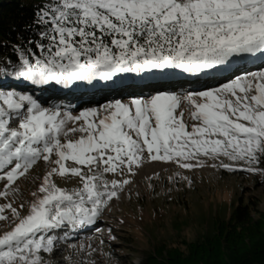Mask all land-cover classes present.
<instances>
[{"label": "snow or ice", "instance_id": "obj_1", "mask_svg": "<svg viewBox=\"0 0 264 264\" xmlns=\"http://www.w3.org/2000/svg\"><path fill=\"white\" fill-rule=\"evenodd\" d=\"M35 23L36 38L14 46L17 59L5 61L0 74L11 65L17 79L37 87L173 70L199 77L264 57V0H48ZM151 162L264 177V70L206 90L114 99L78 114L0 90V198L7 201L0 227L9 229L0 232V264H53L45 254L76 249L69 241L86 228L99 231L105 211ZM41 163L45 172L32 178L39 183L27 208L14 206L18 182ZM56 177L80 185L62 188ZM167 179L193 184L180 171Z\"/></svg>", "mask_w": 264, "mask_h": 264}, {"label": "rangeland", "instance_id": "obj_2", "mask_svg": "<svg viewBox=\"0 0 264 264\" xmlns=\"http://www.w3.org/2000/svg\"><path fill=\"white\" fill-rule=\"evenodd\" d=\"M263 66L264 57L247 56L227 71L221 69L211 75L199 77L183 74L179 70H173L166 75L159 72L139 75L126 73L109 82L95 81L91 85L78 82L71 89H64L59 85L37 87L31 84L30 87L23 88L12 83L7 85V89L4 86L1 90H30L45 107L53 106L59 97L63 101V107L69 105L79 111L96 107L94 105L97 104L102 105L103 100L121 99L126 102L143 95L147 97L158 90L177 92L181 90L178 88L189 87L194 91L206 90L227 83L236 75L262 71ZM165 164L169 167L150 173H139L134 178L133 184L126 188L121 199L114 201L105 211L98 224L99 231L91 227L80 231L69 241V244L77 245L76 249L62 245L58 254L52 257L45 254V259H51L53 264H141L148 255H160L165 251L164 242L175 246L184 241L213 236L216 233V222L229 220L241 198L245 203L250 198L257 199L253 216L262 218L264 215V182H258L256 174L224 173L210 167L183 170L174 164ZM177 171L193 181L191 187L187 181L176 184L168 181L167 178ZM44 172L45 166L41 163L28 180L18 182L21 190L13 198L14 206L24 203L27 208L31 200L30 193L39 183L38 179L34 183L32 178L42 176ZM156 173H159L160 179H148ZM56 183L68 189L80 185L77 180L70 182V187H66L67 181ZM129 192L130 196L127 194ZM6 202L0 198V204ZM3 223L0 222V225ZM6 230L9 229L0 227V232ZM112 236L115 239H111ZM153 244L156 245L157 252L154 251ZM80 245L88 246L87 252L80 250Z\"/></svg>", "mask_w": 264, "mask_h": 264}, {"label": "trees", "instance_id": "obj_3", "mask_svg": "<svg viewBox=\"0 0 264 264\" xmlns=\"http://www.w3.org/2000/svg\"><path fill=\"white\" fill-rule=\"evenodd\" d=\"M47 2L48 0H0V66L9 59H17L12 53L14 46H28L27 41L30 38H36L39 30L35 23L36 14L38 9ZM14 71L15 69L8 65L0 74V90L4 86V89H7V85L12 83L23 88L30 87V83L17 79ZM18 91L32 94L30 90ZM186 92L188 91L180 93ZM143 96L146 97V95ZM103 101L102 104L108 102ZM57 103L62 106L63 101L59 99ZM68 109L78 114L74 108ZM222 171L228 173L225 170ZM55 180L60 183L67 181L66 187H70V182L75 180L80 183L77 178L61 181L59 177ZM256 180L264 182V177L256 174ZM256 200L250 198L245 203L241 198L229 220L216 222V233L213 236L184 241L181 245L175 246L164 242L167 251H163L160 255L156 253L148 255L141 264H264V215L262 218L253 216ZM153 245L154 251L157 252L156 245Z\"/></svg>", "mask_w": 264, "mask_h": 264}, {"label": "bare ground", "instance_id": "obj_4", "mask_svg": "<svg viewBox=\"0 0 264 264\" xmlns=\"http://www.w3.org/2000/svg\"><path fill=\"white\" fill-rule=\"evenodd\" d=\"M264 68V66H263ZM165 167H169L168 165H166L165 163L162 162H151L146 164L141 170H140V174H145V173H150L151 171H155L157 169H161V168H165ZM112 214V213H111Z\"/></svg>", "mask_w": 264, "mask_h": 264}]
</instances>
